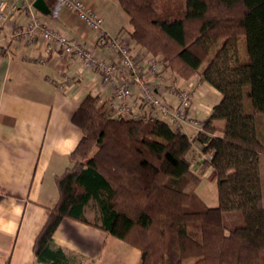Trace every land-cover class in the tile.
Wrapping results in <instances>:
<instances>
[{"label": "trees", "instance_id": "trees-1", "mask_svg": "<svg viewBox=\"0 0 264 264\" xmlns=\"http://www.w3.org/2000/svg\"><path fill=\"white\" fill-rule=\"evenodd\" d=\"M116 1L136 45L180 81L198 76L220 95L198 138L207 141L204 153L212 151L204 167L212 169L217 206L197 194L202 178L186 160L185 135L159 120L113 119L87 95L71 119L82 137L72 166L54 179L57 198L36 236V260H52L51 238L68 219L137 249L139 264H264V143L256 132L264 115V0ZM241 37L247 57L232 65L227 41ZM245 88L253 115L244 111Z\"/></svg>", "mask_w": 264, "mask_h": 264}, {"label": "crops", "instance_id": "crops-1", "mask_svg": "<svg viewBox=\"0 0 264 264\" xmlns=\"http://www.w3.org/2000/svg\"><path fill=\"white\" fill-rule=\"evenodd\" d=\"M3 1L30 6L49 27L85 46L93 44L96 34L56 0H41L45 12L33 7L36 0ZM82 1L102 18L108 35L121 36L133 54L137 53L138 46L130 39L129 20H123L116 0ZM26 18L27 13L21 11L0 26V264H44L36 260L33 245L46 209L57 198L54 179L72 166L69 154L82 137L72 116L85 96L98 97L106 110L111 96L110 88L96 73L83 69L59 50L46 53L39 37L31 44L16 38ZM165 74L169 81L199 85L203 90L202 98L197 95L193 102L192 113L199 109L200 101L207 105L217 97L198 76L194 82L195 77L180 81L167 70ZM208 106L201 118L210 115L213 106ZM132 109L148 110L137 89H133ZM223 124L212 123L218 127ZM186 158L199 159L191 152ZM206 172L203 168L198 174ZM49 249L54 255L45 264H139L140 260L137 249L68 219L55 230Z\"/></svg>", "mask_w": 264, "mask_h": 264}, {"label": "built area", "instance_id": "built-area-1", "mask_svg": "<svg viewBox=\"0 0 264 264\" xmlns=\"http://www.w3.org/2000/svg\"><path fill=\"white\" fill-rule=\"evenodd\" d=\"M56 2L63 9L73 12L87 30L96 34L92 46H85L49 27L35 15L30 6H17L13 3L8 5L3 0H0V26L9 17L25 11L26 25L16 32V38H22L27 44H31L39 37L44 43L46 53L59 50L83 69L96 73L101 83L110 88L111 118L164 122L173 132L185 135L191 144L190 152L199 157L197 162L186 158L191 170L198 174L205 168V163L212 161V151L204 153L202 150L207 141L198 138L206 132L205 118H201L200 114L209 109V106L200 101L199 109L192 113L196 96L201 97L204 94L199 85H183L176 80L169 81L157 57L147 55L145 50L133 54L121 36H111L104 31L102 18L90 10L82 0ZM133 89L138 90L139 97L148 110L132 109ZM206 169L212 170L210 167Z\"/></svg>", "mask_w": 264, "mask_h": 264}, {"label": "rangeland", "instance_id": "rangeland-1", "mask_svg": "<svg viewBox=\"0 0 264 264\" xmlns=\"http://www.w3.org/2000/svg\"><path fill=\"white\" fill-rule=\"evenodd\" d=\"M122 14L123 20H127V16L120 11ZM127 22V21H126ZM222 42H219V44ZM229 50H230V57H231V64L236 65L238 63H243L246 60V44H245V39L244 38H232L227 41ZM138 46V45H136ZM139 50H145L143 47L138 46V51ZM133 53V52H132ZM134 53V54H137ZM147 55L153 56L149 52L146 51ZM214 54V50L210 53L211 58ZM158 57V56H155ZM207 62H205L201 70L206 66ZM199 78V77H198ZM197 81V77L194 78V82ZM183 85H186V83H182ZM210 91L214 92L217 94V97L215 99H211V103L207 105H212L214 106L220 99V95L214 91L213 89H210ZM248 91V88H245L244 90V111L246 115H253L254 111L252 108V104L250 99L246 96V92ZM256 132H257V137L259 140H261L264 143V115H259L256 116ZM261 165H260V179H261V188H262V205L264 206V158L260 159ZM206 171V170H205ZM207 174L203 175L201 174L202 182L200 183V186L198 187L197 194L199 198L204 202V204L207 207H216L217 206V189H216V184L213 179V174L211 171L206 172ZM93 211L91 209H87V217L92 220L93 219ZM227 219L228 217H225V222H228ZM239 220L241 221V218L239 217ZM194 261H188L185 262V264H193ZM196 263V262H195ZM200 264V263H197Z\"/></svg>", "mask_w": 264, "mask_h": 264}, {"label": "water", "instance_id": "water-1", "mask_svg": "<svg viewBox=\"0 0 264 264\" xmlns=\"http://www.w3.org/2000/svg\"><path fill=\"white\" fill-rule=\"evenodd\" d=\"M33 7L39 10L40 12H45V9L43 7L41 0H36L35 3L33 4Z\"/></svg>", "mask_w": 264, "mask_h": 264}]
</instances>
